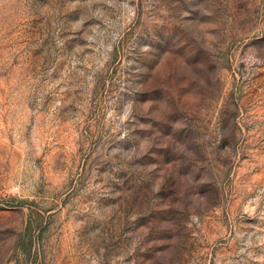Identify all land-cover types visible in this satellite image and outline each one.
<instances>
[{
	"label": "rangeland",
	"instance_id": "rangeland-1",
	"mask_svg": "<svg viewBox=\"0 0 264 264\" xmlns=\"http://www.w3.org/2000/svg\"><path fill=\"white\" fill-rule=\"evenodd\" d=\"M0 264H264V0H0Z\"/></svg>",
	"mask_w": 264,
	"mask_h": 264
}]
</instances>
